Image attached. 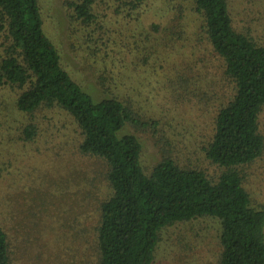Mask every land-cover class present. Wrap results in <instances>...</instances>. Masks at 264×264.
Listing matches in <instances>:
<instances>
[{
	"label": "trees",
	"instance_id": "1",
	"mask_svg": "<svg viewBox=\"0 0 264 264\" xmlns=\"http://www.w3.org/2000/svg\"><path fill=\"white\" fill-rule=\"evenodd\" d=\"M150 1L111 0L113 11L122 16L120 21L108 23L112 28L109 35L97 24L104 0L67 2L80 25L71 33V49L93 68L98 85L107 94L95 102L70 77L57 48L45 35L38 0H0V35L7 42L0 55V88L17 91L15 104L21 113L33 117L41 108H57L69 115L80 131L78 153L93 165L89 180L77 170L82 200L98 190L105 192V199L95 211L93 238L85 244L77 264H153L164 229L199 219L217 223L220 251L215 264H264V207L253 203L244 171L264 155L260 132L264 47L236 30L228 0H193V11L203 22L209 46L222 63V80L228 83L222 89L224 94H219L206 83L208 78L202 80L198 70L191 76L192 82L188 74L176 75L166 91L179 102L186 96L192 106L197 99L200 109L207 108L212 114L201 147L205 161L219 170L212 176L192 161L188 147L185 153L176 140H167L160 130L161 121L146 103L138 106L140 102L135 101L141 92L133 86V74L123 76L130 67L137 72L148 66L149 73H157L156 51L169 41L175 43L171 37L183 34L182 9H178L166 29L171 37L144 43L135 53L130 52L144 38L150 41L140 27ZM98 30L100 36L94 38ZM106 42L115 50L102 52ZM123 51L131 56L129 67L120 59ZM185 64L191 71V63ZM127 126L151 134L159 147L161 158L150 169L143 165L139 138L124 133ZM36 133V125L30 123L23 130V140H33ZM5 226L0 222V264H12ZM82 231L76 242L86 240V228ZM77 250H82L81 246L77 245Z\"/></svg>",
	"mask_w": 264,
	"mask_h": 264
},
{
	"label": "rangeland",
	"instance_id": "2",
	"mask_svg": "<svg viewBox=\"0 0 264 264\" xmlns=\"http://www.w3.org/2000/svg\"><path fill=\"white\" fill-rule=\"evenodd\" d=\"M74 1L38 0L43 31L57 48L70 77L97 102L107 94L98 85L93 68L86 66L70 46L71 33L80 28L73 19V9L67 5V2L72 4ZM110 1L101 3L97 20L108 35L112 31L108 23L120 21L122 16L113 11ZM228 2L236 30L264 47V0ZM193 8V0L150 1L140 20V27L150 41L144 38L130 52L135 53L144 43L151 45L164 37H171L166 29L173 24L178 9H182L183 34L171 37L175 43L169 41L156 51L161 55L160 58L157 54V73H149L148 66L138 68L137 72L130 67L123 76L133 74V86L141 92L135 101L140 102L138 106L146 103L150 113L161 121L160 130L166 133L167 140H176L178 149L185 153V147H188L193 152L192 161L215 176L219 170L205 161L201 151L202 137L210 130L212 114L207 108L201 110L197 99L192 106L186 96L182 95L185 100L179 102V98L166 91L170 87L169 80H175L176 75L188 74L191 81V76L197 75L198 70L202 80L208 78L206 83H211L219 94H224L222 89L228 83L226 79L222 80V63L209 46L203 22ZM154 25L158 26L157 30ZM100 31L95 32L94 38H99ZM120 42L126 44L123 40ZM6 44L4 36L0 35V55L4 54ZM111 47L106 42L102 52H108ZM123 52L125 54L120 59L129 67L131 56L129 52ZM187 62L191 63V71L186 68ZM160 65H169V68H160ZM109 76L112 78L110 72ZM16 95L17 91L8 87L0 88V222L7 225L11 263L75 264L87 241L93 238L95 211L105 199V192L98 190L85 202L82 200L84 196L76 182L77 170L89 180L93 176V165L85 162L78 153L82 137L73 119L57 108H41L33 117L23 114L16 107ZM30 123L36 125L37 133L33 140L25 141L23 130ZM260 132L264 136V109L260 115ZM124 133L134 134L141 141L142 162L147 169L158 163L161 155L151 134L132 126H127ZM186 161L184 155L183 162ZM244 171L245 187L253 203L264 207V155ZM83 227L86 228L85 243L83 240L76 242L81 239L79 235L83 234ZM160 237L153 264H215L218 258V226L214 220L199 219L177 224L164 229ZM77 245L82 250H77ZM93 253L90 250V254ZM70 259L74 262L70 263Z\"/></svg>",
	"mask_w": 264,
	"mask_h": 264
}]
</instances>
